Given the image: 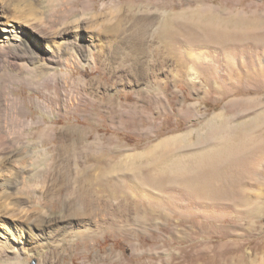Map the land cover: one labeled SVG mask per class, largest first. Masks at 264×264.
I'll list each match as a JSON object with an SVG mask.
<instances>
[{
	"label": "rangeland",
	"instance_id": "374dc122",
	"mask_svg": "<svg viewBox=\"0 0 264 264\" xmlns=\"http://www.w3.org/2000/svg\"><path fill=\"white\" fill-rule=\"evenodd\" d=\"M83 1L72 20L86 31L39 39L38 56L0 48V183L22 171L12 201L57 200L80 221L57 249H28L23 210L0 215V264H264V0ZM4 3L2 27L21 30ZM120 21L146 28L142 48L101 53L95 36L108 46ZM41 65L60 102L39 95Z\"/></svg>",
	"mask_w": 264,
	"mask_h": 264
},
{
	"label": "bare ground",
	"instance_id": "6f19581e",
	"mask_svg": "<svg viewBox=\"0 0 264 264\" xmlns=\"http://www.w3.org/2000/svg\"><path fill=\"white\" fill-rule=\"evenodd\" d=\"M2 1L5 2L4 3V9H5L6 13L7 12L10 13L13 17H16L18 19L20 18L21 19L20 21H21L22 25L20 26L21 30H19V29L17 30L19 25L18 26H17V24L16 25L15 24L12 25L13 29L10 30V34H9L8 33L9 30L6 29L7 27H2V26H9V24L8 23L3 24L1 18H3L4 16H3V13H0V48H1V50H2V48L4 49L7 46L8 47L10 46V47L18 50L19 44L17 42L20 41L21 45H24V46L26 45V47H27V44H28L34 50V52L32 51L31 54H33L34 56H38L37 48H39V47H38V43L37 42L39 41V39H41V38L42 39L45 38V39H48V40L49 39H58V38H60V37H62L64 35H67V34L71 33V32L86 31L87 28H88L87 26H83V23H79V20H72L73 17H75V16H77L79 14V12H80L79 8L80 7H85V5L82 6V3L84 2L83 0H0V2H2ZM36 6H40V9H43V10L46 9L47 10V16H46V19L44 21L41 18H34V19H29L28 18L29 15H36L37 14ZM1 9H3V6L0 5V12H1ZM46 10L44 11V15H46ZM139 23H140V21L135 23V25L133 26V29H136V30H134L132 33L129 34V32H128L129 29H127L125 27V24L123 23V21H120L117 24V26H115L111 30V32L109 33L110 34V37H109L110 38V43L108 42L109 43V45L107 44L108 46H106L104 44V42H103L104 40L102 39V37L95 36L96 42L99 44V47H100V52L101 53H105L108 50L107 48H110V47H111V49L112 48H114V49L116 48L117 50H120V51L124 50L125 48H129V49H131L134 52L135 51H139L142 48V46H143V42H144L145 36L147 34L146 28H141V29L137 28ZM168 24H170V23H168ZM25 26H29V27L33 28V31H34L30 35V37H27V39L25 38L24 33H23V31L25 30ZM169 27L163 29V31H162L163 35L162 36H163V38L165 37L167 40H169V42H170V40H171V42L172 41L174 42V40H176L178 38V36H179L178 33H180L181 31L180 30H176L174 27H171V26H169ZM44 31H47L48 34H44L45 33ZM99 35H101V34H99ZM189 36H190V34H189ZM165 42H166V40H165ZM200 42L201 41H199V43ZM16 44H18V45H16ZM25 51H28V50H25ZM30 72H32L34 77L41 83L42 89L40 90L39 95L44 96V97L46 96L47 98H49V97H51L50 94H52L50 91L53 90L54 91L53 94L55 95V97H54L55 99H52V100H54L55 102H60L61 101V99H60V90L62 88V84H61V82L56 81L55 79H53L52 81H49L51 77L49 76V74L47 72V67L45 65L35 66V69L31 70ZM77 72H82L83 75L86 76V77L91 75L92 73H94V71H89L88 69H80L78 67L72 68V70H71L72 74H75ZM68 82H69V80H68ZM44 91L50 92L49 95H47L46 92H44ZM80 95H82V94H80ZM81 100H83L82 97H81ZM57 122H60V121L57 120ZM83 153H85V152H83ZM102 153H105V151L104 152L102 151ZM9 154L10 153L5 154L3 159H5L6 157L11 158V157L14 156V153H11V156ZM80 155H82V153ZM91 155H87L86 154L82 158L83 159L86 158V160H87V158H90L89 156H91ZM94 155H96V153ZM94 159L96 160V158H94ZM105 160H104V162H105ZM79 162L81 163V161H79ZM82 162H84V161H82ZM98 166H99V164H98ZM49 170L45 169V170H42V171L38 172L37 176H38V179H39L38 180L39 183L47 184L48 181H50V176L52 174H51V172ZM118 172H120V171H118ZM21 173H22V171H18L17 173H14L15 180H13V181H10V182L9 181H4V182L0 183V188L4 189L3 190L4 193L2 194L3 198L0 199V215H2L1 217L3 219H5V218H7L5 216L10 215V213L22 209L23 213H25V214H23L24 216L21 217L20 224L18 225L17 228H18V233L20 234V238H24V242H25L26 247H28V249H29L31 247L46 248V247L50 246V247H54V248L57 249L59 246H61L62 243L65 242L64 234L70 232V230L73 229L75 225L77 226V224L80 222L79 218H77V215L73 212L74 210H72V207H71L72 205L68 206L69 214H65L63 208L58 204L57 200H55V202H51V211L45 210L44 208H38V207H35V206L29 208V206H28L29 201L24 199V197L20 198L18 200L16 199L15 201H12L11 196H12L13 192L10 193L8 191L13 189V188L17 189L16 183L19 182V180L22 178L21 177ZM117 173H115L116 177L118 175ZM119 174L121 175V173H119ZM82 175H84V174H82ZM52 176H51V178H53ZM108 176H110V173H109ZM92 177H93V175H92ZM98 177H100V175L97 176V178ZM102 177L105 178L103 175H102ZM113 177L114 176H112V178ZM116 177H114V179H116ZM117 178L119 179V176ZM121 178H123V177H121ZM118 179H116V180H118ZM95 180L97 181L96 177H95ZM100 180H102V179H100ZM100 180H98V181H100ZM105 180H107V179L105 178ZM23 182H24V180H23ZM75 182H77V184H78V183H81V182H84V181L76 179ZM100 182L101 183H99V182L98 183L102 186L101 189H103V187H105L107 189V184L108 183H106V182L102 183V181H100ZM98 183L96 182V184H98ZM93 184L96 185L95 183H92L93 187H94ZM81 185L82 184H80V186ZM84 185H87V183L84 184ZM96 186H98V185H96ZM117 187H120V185L117 186ZM42 189H43V187H42ZM109 189H111V188H109ZM122 189H124V187ZM47 190H48V192H50V191L53 190V188L50 187V185H48ZM75 190L78 193V191H81L82 188L81 189L77 188ZM95 190H96V187H95ZM117 190H120V189H117ZM83 191H86V189L83 190ZM120 191H123V190H120ZM22 192H23L22 195H28L29 194L28 191H24L23 190ZM113 192L115 193V191H113ZM94 193H95V191H94ZM103 193L104 192H102V194ZM19 194H21V193H19ZM80 194H82V193L80 192ZM96 195H98V194H96ZM84 197H87V198H84ZM88 198H89L88 195L87 196H83L82 197L83 200L82 199L81 200L85 201ZM30 199H32L30 203H36L37 202V198L35 196H32ZM120 201H121V199H120ZM88 203H90V201ZM121 205H122V203H121ZM25 207H28L29 209H26ZM122 207H123V205H122ZM117 209H119V207H117ZM87 213H89V212H87ZM74 237H75V235H74ZM0 252H1V249H0ZM88 260H89V258L87 256H85L83 262L86 263V262H88Z\"/></svg>",
	"mask_w": 264,
	"mask_h": 264
}]
</instances>
